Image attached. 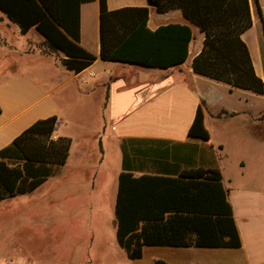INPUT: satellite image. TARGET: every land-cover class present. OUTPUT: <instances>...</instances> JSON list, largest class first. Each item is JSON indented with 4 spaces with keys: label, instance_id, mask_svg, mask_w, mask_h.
Wrapping results in <instances>:
<instances>
[{
    "label": "crops",
    "instance_id": "0c3cea01",
    "mask_svg": "<svg viewBox=\"0 0 264 264\" xmlns=\"http://www.w3.org/2000/svg\"><path fill=\"white\" fill-rule=\"evenodd\" d=\"M85 1L89 2L79 7L78 44L96 60L79 73L62 65L64 54L51 48L34 27L22 33L0 10V149L36 121L52 116L57 118L52 139H70L66 163L53 167L31 193L2 200L3 213L15 198L37 196L33 203L57 209L62 221L74 217L82 222L92 217V209L103 207L102 193L110 184L106 218L115 231L114 205L122 171L173 176L191 168H217L240 236L239 248L144 246L141 257L133 260L119 248L128 264H264V95L192 71L204 35L179 9L159 13L149 7L147 27L190 26L193 39L181 65L160 69L101 60L99 3ZM257 1L261 18L255 13ZM106 4L109 10L148 6L146 0ZM250 10L252 26L241 38L256 75L264 81V0H251ZM37 58L42 62L38 68ZM200 104L208 142L187 136ZM75 146L81 148L73 158ZM73 193L83 194L82 199H74ZM46 213L44 221L54 222L53 212ZM115 242L119 246L116 237ZM8 247L0 253V264L52 263L18 248L8 252ZM83 249L77 246L70 258L56 264L90 263Z\"/></svg>",
    "mask_w": 264,
    "mask_h": 264
},
{
    "label": "trees",
    "instance_id": "16d2710c",
    "mask_svg": "<svg viewBox=\"0 0 264 264\" xmlns=\"http://www.w3.org/2000/svg\"><path fill=\"white\" fill-rule=\"evenodd\" d=\"M250 1L153 0V4L159 13L179 9L203 33L202 50L191 63L194 73L264 95V81L256 75L241 38L252 26ZM82 2L89 1L0 0V10L22 33L34 27L51 48L64 54L62 65L79 73L96 60L78 44ZM98 3L101 60L167 69L187 59L193 39L189 25L168 23L150 30L148 6L109 10L106 0ZM56 123L55 116L40 119L0 149V202L31 193L52 174L53 167L66 163L70 139H52ZM187 136L209 141L202 104ZM114 219L116 241L130 260L141 257L144 246H241L217 168H191L173 176H134L122 171Z\"/></svg>",
    "mask_w": 264,
    "mask_h": 264
},
{
    "label": "rangeland",
    "instance_id": "374dc122",
    "mask_svg": "<svg viewBox=\"0 0 264 264\" xmlns=\"http://www.w3.org/2000/svg\"><path fill=\"white\" fill-rule=\"evenodd\" d=\"M258 8L262 12V7L257 1L255 3L256 14ZM37 62L40 64L39 66H37ZM41 63V59L37 58L35 67H40ZM92 128L90 129L92 130ZM91 145L88 146L91 147ZM80 148V146L74 147L73 158L79 153ZM105 160L107 159L105 158ZM113 162L114 155L110 151V166L112 168ZM104 178L101 179L102 182H104ZM47 189L48 186L44 188V190ZM73 194L74 199H82L81 195L83 194ZM102 194L105 199L103 207L92 209V217L83 218L82 222L74 217H67L66 221H62L59 214L55 213L57 209L34 204L33 202L39 199L37 196L18 197L11 200L6 208L7 213L6 211L3 213L0 208V253L10 246L8 252L18 248L20 252L29 251L45 262L56 264L70 258L76 247L80 246L84 247L83 254L87 253L85 258L90 262L87 264H128L123 251L115 242L114 228L109 218H106L110 217V184ZM46 211L53 212L51 219L54 222L44 221L45 216L48 215ZM91 238H93L92 241H89Z\"/></svg>",
    "mask_w": 264,
    "mask_h": 264
},
{
    "label": "water",
    "instance_id": "95a60500",
    "mask_svg": "<svg viewBox=\"0 0 264 264\" xmlns=\"http://www.w3.org/2000/svg\"><path fill=\"white\" fill-rule=\"evenodd\" d=\"M148 7H154L153 0H146Z\"/></svg>",
    "mask_w": 264,
    "mask_h": 264
}]
</instances>
